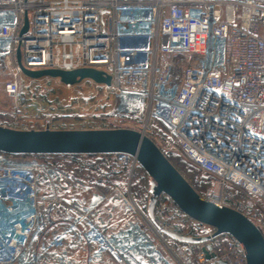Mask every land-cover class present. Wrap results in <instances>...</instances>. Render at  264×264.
Instances as JSON below:
<instances>
[{"label":"built area","instance_id":"built-area-1","mask_svg":"<svg viewBox=\"0 0 264 264\" xmlns=\"http://www.w3.org/2000/svg\"><path fill=\"white\" fill-rule=\"evenodd\" d=\"M19 50L27 70L96 69L111 76L110 87L97 84L109 94L148 101L141 129L100 119L196 166L212 178L206 194L198 193L264 234V0H0V57L11 74L4 93L12 102L0 125L76 130L57 108H37L28 125ZM90 102L79 108L99 111ZM71 164L93 179L54 166L52 155L0 152V264H42L51 256L71 264L64 255L71 247L92 264H247L244 244L197 222L195 231L151 186L155 212L142 215L131 193L136 158L113 155L108 172L98 159Z\"/></svg>","mask_w":264,"mask_h":264},{"label":"water","instance_id":"water-1","mask_svg":"<svg viewBox=\"0 0 264 264\" xmlns=\"http://www.w3.org/2000/svg\"><path fill=\"white\" fill-rule=\"evenodd\" d=\"M28 27L26 16L21 33H26ZM17 60L24 76L33 80L59 79L68 87L86 80L98 85L111 86V76L96 69H80L72 72L30 71L21 65L20 50ZM0 152L15 156L125 154L134 157L152 179L154 195H167L193 221L214 228L215 236L228 235L244 244L247 264H264L262 231L242 213L228 207H220L204 199L156 143L137 130L122 128L24 131L0 125ZM150 214L153 216L151 207ZM168 235L178 240L192 242V238L189 237L177 236L173 233Z\"/></svg>","mask_w":264,"mask_h":264},{"label":"rangeland","instance_id":"rangeland-1","mask_svg":"<svg viewBox=\"0 0 264 264\" xmlns=\"http://www.w3.org/2000/svg\"><path fill=\"white\" fill-rule=\"evenodd\" d=\"M10 78L11 74L9 67L5 63L4 59L0 57V114L3 115H8L12 110V102L4 93L5 85L10 80ZM22 91L28 105V113L26 117L30 119V121H27L29 126H33L31 117L32 114L37 111V108H41L46 111H51L55 108L63 109L64 115H66L68 118V121L65 123L68 126H73L76 128H111L113 126L102 121L100 117H117L123 121L128 120L130 122H134L136 124H129L141 129L142 124H144L148 118V101L143 100L141 103H138L135 98L129 94L121 98H116L114 95L109 94L105 88H100L97 86V84L90 81L88 82L87 80L81 84L68 87L62 84L59 79L42 78L33 80L24 77ZM84 99H90V104L96 105L99 108V111H95L94 113V106L87 109L79 108V106L83 104ZM2 122L8 123L7 121ZM125 123L127 122H124V124ZM34 125L39 126V123ZM79 158L90 160L94 159L87 156H73L63 157L53 161L63 164L68 163L69 160H76ZM199 174L201 177V183L203 182L204 177L211 182L212 178L210 176L206 175L200 170ZM143 177L144 175L142 176L141 172L138 171V174L135 175L133 180L134 182L131 185V193L132 196L140 203L139 206L141 214L149 219L151 218L150 207L152 212H155V206L153 207V203L155 204V202H153L154 200L150 201L147 197L149 192L148 188L146 190V188L143 186ZM209 188L204 191L200 190L199 193L205 195ZM144 189L145 191H143ZM152 189H154V184H151V190ZM126 219L127 217H123V224L125 223ZM160 223H162V220ZM201 240V237L192 238V242H200ZM71 259V264H75L73 257ZM85 261L87 262H84V264H92V262L89 261L87 257Z\"/></svg>","mask_w":264,"mask_h":264},{"label":"trees","instance_id":"trees-1","mask_svg":"<svg viewBox=\"0 0 264 264\" xmlns=\"http://www.w3.org/2000/svg\"><path fill=\"white\" fill-rule=\"evenodd\" d=\"M73 156H76V155H52V164L54 166L62 169L63 171H69V172L71 171V173L77 178L83 179L85 181H89L90 180L89 176L86 173H84V172H81L79 170L74 169L70 161L68 163H63V164H59V163L53 161V160H56V159H59V158L73 157ZM112 156L113 155H106V156H103V155H89L87 157L98 159L102 163L104 168H105L102 172H108L110 169L108 168V166L106 164V161H108ZM169 160L181 172V174L188 180V182L194 187V189L197 192H200V190H203V191L207 190L211 186V182L208 181L205 177H204L203 182L202 183L200 182L201 181V177H200V174H199V170L193 164L188 163L183 158H180V157L175 156V155L174 156H169ZM139 171L141 172L142 176L144 175V177H143L144 185L143 186L147 190V188L149 189V187L151 186L152 179L147 175V173L142 168H140ZM113 176H115L117 178L120 177V175L116 174V173H114ZM99 177L101 178V176H99ZM87 179H89V180H87ZM143 191H145V189ZM140 195H142V194H140ZM185 218L193 226L195 231L201 229V226L196 225L195 221H193L191 218H189L188 216H185ZM186 233L190 234L191 231H188ZM184 237H187V236H184ZM180 241H182V240H180ZM188 243H191V242H188Z\"/></svg>","mask_w":264,"mask_h":264},{"label":"crops","instance_id":"crops-1","mask_svg":"<svg viewBox=\"0 0 264 264\" xmlns=\"http://www.w3.org/2000/svg\"><path fill=\"white\" fill-rule=\"evenodd\" d=\"M89 82V81H88ZM106 129L104 127H94L92 129ZM76 130H79V129H83L82 127H75ZM84 129H88V128H84ZM71 162V160H69ZM89 179L92 180L93 178H91L89 176ZM87 179V180H89ZM100 179V177H99ZM60 251H63L62 248H59ZM64 252V251H63ZM65 256H71V258L73 257V261L75 264H84V262H87L85 261L86 260V257L88 258V255L86 254H83L81 252H79V249H77L76 247H71L69 248L68 250H66V253L64 254ZM42 264H64L62 260H59L57 258H55L54 256H51L49 257L48 259H43L42 260Z\"/></svg>","mask_w":264,"mask_h":264}]
</instances>
